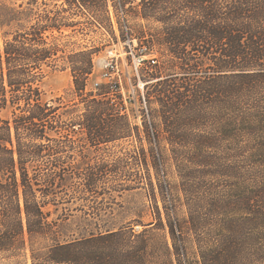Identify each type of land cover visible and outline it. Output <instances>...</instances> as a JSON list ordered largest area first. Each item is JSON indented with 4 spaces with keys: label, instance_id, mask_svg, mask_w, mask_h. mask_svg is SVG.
Here are the masks:
<instances>
[{
    "label": "trees",
    "instance_id": "1",
    "mask_svg": "<svg viewBox=\"0 0 264 264\" xmlns=\"http://www.w3.org/2000/svg\"><path fill=\"white\" fill-rule=\"evenodd\" d=\"M48 1L0 0V110H9L0 117V254L13 264L21 255L30 264H168L163 249L178 264H264V0ZM114 17L122 39L161 59L142 72L143 136L153 146L111 159L84 147L72 163L78 145L66 134L75 128L88 137L78 147L142 140L117 85L86 89L101 47L73 39L116 40ZM57 69L69 70L73 97L44 101L40 83ZM137 187L152 202L141 230L62 235L71 209L99 220ZM50 206L62 215L52 218Z\"/></svg>",
    "mask_w": 264,
    "mask_h": 264
},
{
    "label": "rangeland",
    "instance_id": "2",
    "mask_svg": "<svg viewBox=\"0 0 264 264\" xmlns=\"http://www.w3.org/2000/svg\"><path fill=\"white\" fill-rule=\"evenodd\" d=\"M17 2H25L26 0H15ZM40 1V0H39ZM54 0H49L48 2H53ZM111 12L113 13V8L110 5ZM114 29L116 40L111 39L109 35L102 34L101 38L98 35H78L73 38L77 45L94 47L100 46L101 48L97 51L93 58V70L89 76L86 89L88 91H96V85H101L105 83H110L113 86L117 85L123 96L125 105L127 107V112L129 113L132 125H135L140 130V135L142 137L141 141L137 138H123L112 140L107 143H102L99 147L94 146H80L81 142H87L88 137L79 131L74 129L73 131L66 134V138L70 141H74L76 146L73 152V157L69 160L72 163H80L83 158L80 154L79 149H85L84 147L91 148L92 150H101L99 153L101 155L108 156V159L115 157L119 151L143 147L149 150L153 145L146 139L144 135L143 121L146 120L144 102L142 101V72L145 68L146 62L150 61L153 64L154 60L160 61V57L157 53L148 51L144 46L138 45L136 39L129 41V38L122 39L118 24L116 23L115 17ZM129 26L133 25V21L129 19L127 21ZM122 30H126L125 26H121ZM104 32V31H100ZM1 34V31H0ZM72 47V46H70ZM42 90V99L48 102L56 101L57 97H62L64 101H68L73 97V84L72 77L68 69H57L54 71H48L44 79L40 83ZM55 103V102H54ZM152 109H155V104H151ZM9 116V110H0V117L6 118ZM155 124L159 123L158 118H153ZM161 146H167L166 141H161ZM96 154L93 153L92 157ZM151 173L153 176V181L156 184V189H158L157 179H161L160 176L156 175L155 170L150 166ZM141 175L143 176L142 172ZM169 179L174 181L173 174H170ZM148 191L143 187H137L128 191H125L121 196H117L114 203L111 204V208L102 213L99 220H92L82 210L71 209L68 212L65 221H62L61 232L62 235L79 236L86 235L89 231L95 232V230L100 228H112L119 227L123 225L131 224L134 229L141 230V223H147L151 221L152 202L147 196ZM157 203L161 210L163 211V202L158 194ZM75 205V204H74ZM73 205V206H74ZM49 209L53 212L52 218H56L59 214L61 216L62 209L58 208L57 211L53 210L50 206ZM61 219L59 218V222ZM157 238H160L165 232L163 230H154L152 232ZM193 251V248L191 249ZM191 253V258L195 260ZM159 254L164 255V260L171 264L173 259L174 264H178L176 255H168L163 249L159 250ZM171 257V258H170ZM19 264H30L29 260L26 261L24 255L18 257ZM0 264H13L11 260L3 257L0 254Z\"/></svg>",
    "mask_w": 264,
    "mask_h": 264
}]
</instances>
